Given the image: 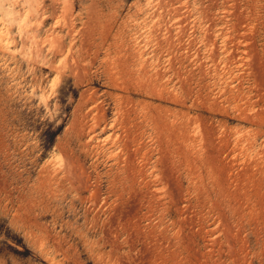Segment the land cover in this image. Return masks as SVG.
Wrapping results in <instances>:
<instances>
[{
	"label": "rangeland",
	"instance_id": "1",
	"mask_svg": "<svg viewBox=\"0 0 264 264\" xmlns=\"http://www.w3.org/2000/svg\"><path fill=\"white\" fill-rule=\"evenodd\" d=\"M0 264H264V0H0Z\"/></svg>",
	"mask_w": 264,
	"mask_h": 264
}]
</instances>
